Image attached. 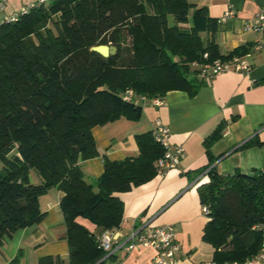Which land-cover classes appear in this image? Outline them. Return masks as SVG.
I'll list each match as a JSON object with an SVG mask.
<instances>
[{"label":"trees","instance_id":"obj_1","mask_svg":"<svg viewBox=\"0 0 264 264\" xmlns=\"http://www.w3.org/2000/svg\"><path fill=\"white\" fill-rule=\"evenodd\" d=\"M43 8L0 28V246L43 218L39 198L56 188L69 263L105 264L97 234L78 219L101 231L119 227L120 194L157 175L163 149L151 131L138 135L137 155L103 157L102 174L87 181L82 162L99 155L92 128L139 120L140 97L163 98L173 90L194 96L203 85L195 64L240 56L244 48L220 55L200 35L216 21L188 0H53ZM100 44L116 53L105 57L91 49ZM127 90L132 100L123 98ZM259 144L252 139L243 148ZM208 174L210 181L198 187L208 208L203 240L216 264L243 263L260 248L261 235L251 228L264 222V169L221 175L210 168ZM52 262L47 256L39 264Z\"/></svg>","mask_w":264,"mask_h":264},{"label":"crops","instance_id":"obj_2","mask_svg":"<svg viewBox=\"0 0 264 264\" xmlns=\"http://www.w3.org/2000/svg\"><path fill=\"white\" fill-rule=\"evenodd\" d=\"M29 1L8 0L0 19ZM188 1L205 7L208 16L216 21L213 31H200L202 39L215 44L220 55L243 47L238 57L249 69L229 70L209 82L203 81L192 97L173 90L165 94L161 106L145 101L137 121L120 118L93 127L91 133L99 155L82 162L81 168L84 179L89 181L102 174L103 157L121 160L137 155L136 136L150 132L155 118H160L170 129L171 145H181L184 155L176 167L120 194L124 210L118 230L127 235L135 227L171 225L180 245L175 264H216L213 247L203 240L208 218L200 210L198 187L210 181V168L221 175L253 174L264 169V32L242 29V22L264 7V0ZM228 9L235 15L222 21ZM259 45L262 47L257 48ZM217 129L221 131L220 137L206 145L205 140ZM252 139L260 144L243 148ZM61 197L62 192L56 188L40 196L43 218L17 230L0 246V264H39L47 256L53 258L52 264H70L66 227L59 207ZM78 222L95 234L101 232L86 219L80 218ZM18 253L19 260L14 263ZM154 254L152 247L120 249L109 255L105 264H153Z\"/></svg>","mask_w":264,"mask_h":264},{"label":"built area","instance_id":"obj_3","mask_svg":"<svg viewBox=\"0 0 264 264\" xmlns=\"http://www.w3.org/2000/svg\"><path fill=\"white\" fill-rule=\"evenodd\" d=\"M51 1L53 0H31L26 2L15 13L6 15L0 19V28L3 24L16 22L21 16ZM7 5L8 0H0V12L4 11ZM234 15V11L228 9L223 13L221 20L225 21ZM242 29L244 32H264V7H261L253 16L245 19L242 22ZM260 47L262 46L259 45L257 48ZM207 56L208 55L205 53L204 58H207ZM195 66L199 69V77L205 82H209L213 77L229 70L246 71L249 69V65L238 56L226 60L214 59L204 64H195ZM123 98L127 101L132 100L134 98L133 91L127 90ZM140 100L143 103L145 101H150V103L156 107L161 106L163 102L162 98L146 99L145 97H140ZM151 134L154 141L163 149V155L155 162L157 175H162L167 170L176 167L180 163L184 155V149L181 145H171L170 129L160 118H155ZM200 210L202 214L207 215V206L202 205ZM251 229L258 231L261 235L260 248L255 255L239 264H257L259 262H264V222L253 225ZM96 240L99 247L105 253L104 258L120 249L132 251L139 247H152L155 250L153 264H175L180 252V245L176 240V232L171 225L162 224L153 227H135L131 233L127 235H123L118 230V227H114L98 233L96 235ZM197 264L214 263L201 262Z\"/></svg>","mask_w":264,"mask_h":264},{"label":"water","instance_id":"obj_4","mask_svg":"<svg viewBox=\"0 0 264 264\" xmlns=\"http://www.w3.org/2000/svg\"><path fill=\"white\" fill-rule=\"evenodd\" d=\"M93 51L100 53L101 55L107 57L116 53V48L113 45L100 44L93 46L91 48Z\"/></svg>","mask_w":264,"mask_h":264},{"label":"rangeland","instance_id":"obj_5","mask_svg":"<svg viewBox=\"0 0 264 264\" xmlns=\"http://www.w3.org/2000/svg\"><path fill=\"white\" fill-rule=\"evenodd\" d=\"M51 2H48L47 4H45L43 9L49 10ZM58 17H59V13H56V14L53 15L54 19H58ZM123 41H124L123 48H127L128 44H129V42H128L129 41V37L126 34H123ZM32 172L33 171H31V178L35 181V175H33Z\"/></svg>","mask_w":264,"mask_h":264}]
</instances>
